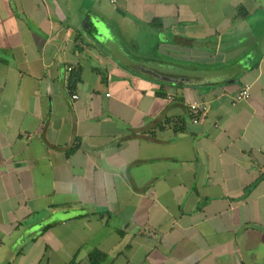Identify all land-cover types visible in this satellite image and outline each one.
Wrapping results in <instances>:
<instances>
[{
    "label": "crops",
    "instance_id": "crops-1",
    "mask_svg": "<svg viewBox=\"0 0 264 264\" xmlns=\"http://www.w3.org/2000/svg\"><path fill=\"white\" fill-rule=\"evenodd\" d=\"M94 253L264 264V0H0V264Z\"/></svg>",
    "mask_w": 264,
    "mask_h": 264
},
{
    "label": "built area",
    "instance_id": "built-area-1",
    "mask_svg": "<svg viewBox=\"0 0 264 264\" xmlns=\"http://www.w3.org/2000/svg\"><path fill=\"white\" fill-rule=\"evenodd\" d=\"M112 2H116V0H112ZM71 70V69H70ZM251 94V87L248 85L242 86V89L238 92V94L235 97V103L245 101L250 98ZM78 95H73V99H77ZM190 109L193 113L194 122H198V117H200L202 114H204L207 111V107L204 104H193L190 105Z\"/></svg>",
    "mask_w": 264,
    "mask_h": 264
},
{
    "label": "trees",
    "instance_id": "trees-1",
    "mask_svg": "<svg viewBox=\"0 0 264 264\" xmlns=\"http://www.w3.org/2000/svg\"><path fill=\"white\" fill-rule=\"evenodd\" d=\"M76 77L73 79V78H71V80H70V85L71 86H75V84H76V82L77 81H79V79H80V77H79V75L77 74V75H75ZM171 122H173L172 120H165V121H163V122H161L159 125H158V127H160L161 129H163V128H165V124H171ZM179 124H183L184 123V121L183 120H180L179 122H178ZM102 257H104V255L103 254H100V253H94V254H92L91 255V260H92V264H98L100 261H101V258Z\"/></svg>",
    "mask_w": 264,
    "mask_h": 264
},
{
    "label": "water",
    "instance_id": "water-1",
    "mask_svg": "<svg viewBox=\"0 0 264 264\" xmlns=\"http://www.w3.org/2000/svg\"><path fill=\"white\" fill-rule=\"evenodd\" d=\"M156 77H159V78H161V79H163V80H166V81H172L171 79H169V78H165V77H161V76H157V75H155Z\"/></svg>",
    "mask_w": 264,
    "mask_h": 264
}]
</instances>
